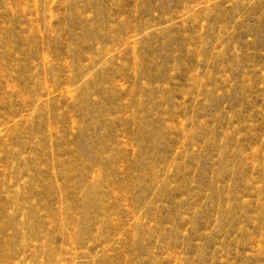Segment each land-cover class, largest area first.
<instances>
[{"label": "rangeland", "instance_id": "1", "mask_svg": "<svg viewBox=\"0 0 264 264\" xmlns=\"http://www.w3.org/2000/svg\"><path fill=\"white\" fill-rule=\"evenodd\" d=\"M0 264H264V0H0Z\"/></svg>", "mask_w": 264, "mask_h": 264}]
</instances>
